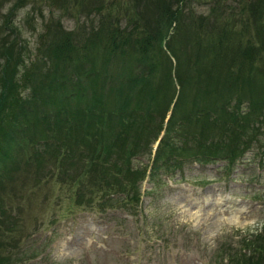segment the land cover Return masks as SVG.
Returning a JSON list of instances; mask_svg holds the SVG:
<instances>
[{"label":"trees","instance_id":"1","mask_svg":"<svg viewBox=\"0 0 264 264\" xmlns=\"http://www.w3.org/2000/svg\"><path fill=\"white\" fill-rule=\"evenodd\" d=\"M33 2L40 13L48 5L51 14L58 9L87 23L72 30L62 21L48 23L29 59L14 20ZM151 5L149 16L145 0H0V166L11 159L15 173L38 170L29 208L40 206L47 186L66 191L63 202L51 190L42 197L51 223L79 209L106 214L114 203L121 209L131 200L139 203L147 168L135 167L134 159L151 154L162 132L175 99L174 71L182 88L191 86L194 103L180 114L179 99L166 128L177 124L194 144L173 145L174 156L164 162L181 166L189 155L206 164L215 157L227 160L221 167L227 177L247 151L264 154V0H149ZM41 62L46 68L40 72ZM248 90L255 96L246 104ZM153 166L150 175L160 167ZM0 169L3 193L9 169ZM10 199L0 194V264H24L21 215L13 214ZM244 239V254L229 250L221 264H264V231Z\"/></svg>","mask_w":264,"mask_h":264},{"label":"rangeland","instance_id":"2","mask_svg":"<svg viewBox=\"0 0 264 264\" xmlns=\"http://www.w3.org/2000/svg\"><path fill=\"white\" fill-rule=\"evenodd\" d=\"M147 1L145 7L150 16L152 5L149 7ZM74 6L72 3L67 5L70 10H74ZM51 7L45 5L42 11L45 19L39 4L34 2L15 15L14 22L23 32L20 40L26 46L27 54L30 52L29 59H35L40 45L38 36L46 31L48 23L62 21L63 26L70 30L79 29L87 23L84 17H69L58 9L51 14ZM150 18H153V13ZM34 24L38 27L36 32L32 31ZM13 33L19 36V32ZM46 41L48 37L42 43L46 44ZM45 66L43 62L39 64L40 72ZM173 76L176 83L171 87L176 91L175 99L166 115L162 132L153 142L151 154L134 159L135 167L140 163L147 168V176L139 182L142 197L138 204L131 200L121 209L114 203L113 209L106 214L79 209L51 223L52 211L46 207L42 197L51 190L49 195L55 200L60 197V202H63L61 197L67 198L66 191H60L55 183L52 187L47 186L44 193L40 192V206L29 208L28 199L35 200L31 180L36 168H31L32 173H17L22 169L15 173L10 170L15 166L14 161L8 159L9 163H2V169H10L4 177L6 182L9 180L7 189L0 194L11 195L9 202L13 214L21 215L18 230L22 233L20 250L25 256L24 264H221L223 256L232 255L230 251L244 254V237L251 239L264 231V154H255L256 148L235 161L227 177L221 169L227 160L215 157L212 158L216 161L206 164L195 162L196 159L189 158V155L183 159L181 166L164 162L174 156L173 145L178 143L190 149V145L194 144L180 134L177 124L169 131L166 128L179 99L180 114L189 112L194 103L191 86L182 88L175 71ZM138 83L140 86V81ZM170 85H167L168 90ZM254 96L248 90L242 98L248 104V98ZM160 145L163 146L161 152L158 151ZM157 152L159 158L155 160ZM197 155L199 153L194 154ZM154 164L160 167L154 170L156 174L150 175ZM61 204L55 206V210L59 208L60 212L64 207ZM220 204L233 209H223ZM65 212L62 215L66 216ZM36 221L37 226L41 222L40 230L36 229ZM34 254L35 257L32 256Z\"/></svg>","mask_w":264,"mask_h":264},{"label":"bare ground","instance_id":"3","mask_svg":"<svg viewBox=\"0 0 264 264\" xmlns=\"http://www.w3.org/2000/svg\"><path fill=\"white\" fill-rule=\"evenodd\" d=\"M194 215V214H193Z\"/></svg>","mask_w":264,"mask_h":264}]
</instances>
